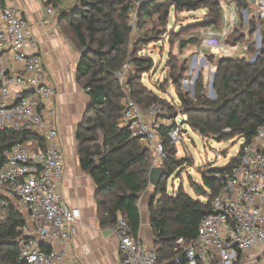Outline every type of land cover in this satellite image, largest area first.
<instances>
[{
    "label": "trees",
    "instance_id": "1",
    "mask_svg": "<svg viewBox=\"0 0 264 264\" xmlns=\"http://www.w3.org/2000/svg\"><path fill=\"white\" fill-rule=\"evenodd\" d=\"M60 2L62 0H55ZM247 6L244 0H237ZM79 7L70 14H64L65 32L82 53L78 81L90 97V106L77 133L78 153L82 169L88 173L97 186V199L101 212V225L115 226L122 217L128 224L131 235L138 239L140 195L150 185L149 175L154 166L153 155L139 140L131 137L127 128L121 127L125 111V99L130 97L143 110L154 104L172 111L171 102L164 101L148 90L142 80L154 68L150 57L132 56L130 45L134 26L131 11L137 4L138 26L143 28L147 20L157 18V22L167 28L173 17L184 13L206 11V19L201 26L219 29L224 22V12L219 0H78ZM152 32L159 33L156 28ZM233 34V33H232ZM229 35L232 46L246 41L242 28L235 35ZM161 35V33H160ZM261 53L254 64L246 58L223 59L217 64L214 80L216 100L206 97V87L202 75L195 85L193 98L182 92L184 79L182 70L176 73L172 66L171 80L175 86L179 108L185 117L184 124L204 138L218 141L239 138L250 143L257 129L264 124V31ZM147 43L146 39L133 43L136 53ZM197 40L183 42L182 47L196 45ZM249 47V46H248ZM250 46L248 53L251 54ZM213 60V58H212ZM129 64L123 85L116 72ZM0 84V90H1ZM176 119L177 113L172 115ZM168 126H163L162 137L167 138ZM36 140L46 146L44 135L32 132H19L12 128L0 129V170L5 164V155L18 143ZM167 159L163 164L166 178L181 169L186 163L178 159L174 147L167 143ZM238 156L222 168L202 172L203 184L197 185L199 196L194 198L180 187L168 193L165 178L155 188L162 198H152L151 226L156 236L160 264H176L175 260L184 249L177 245L184 239L189 245L198 235L200 223L211 214L212 201L224 186V177L238 163ZM26 225L24 217L9 206L7 217L0 220V264H24L19 261V228Z\"/></svg>",
    "mask_w": 264,
    "mask_h": 264
},
{
    "label": "built area",
    "instance_id": "2",
    "mask_svg": "<svg viewBox=\"0 0 264 264\" xmlns=\"http://www.w3.org/2000/svg\"><path fill=\"white\" fill-rule=\"evenodd\" d=\"M34 1L43 4L49 16L64 7L63 0ZM250 1L264 17V0ZM202 45L217 49L222 40L205 37ZM5 50H9L14 63L23 65L22 73L12 75L5 69ZM126 74L125 67L116 72L122 84ZM47 80L39 43L21 13L19 0H0V129L38 133L47 142L44 148L36 140L16 144L6 153L0 170V220L6 219L9 206L13 205L33 226L31 230L26 221L18 230L19 261L24 264H63L65 253L41 245L51 240L70 243L81 218L80 210L68 206L59 190L66 171L65 155L59 132L49 126L46 116L57 115L56 109H46L57 97L56 87L48 85ZM124 105L120 126L156 155L153 167L163 166L168 156L167 143L175 146L182 140L181 127L175 119L170 120L167 126L171 130L167 138L162 137L165 120L161 106L154 104L143 110L130 97ZM238 159L224 177V186L212 201L213 212L202 219L196 239L187 246L184 239L177 241L184 251L176 264H238L243 255L264 246V124L250 143L242 141ZM154 196L157 201L162 198L160 192ZM13 200L17 204H12ZM108 229L118 237L122 264H160L158 250L145 249L131 235L122 217Z\"/></svg>",
    "mask_w": 264,
    "mask_h": 264
},
{
    "label": "crops",
    "instance_id": "3",
    "mask_svg": "<svg viewBox=\"0 0 264 264\" xmlns=\"http://www.w3.org/2000/svg\"><path fill=\"white\" fill-rule=\"evenodd\" d=\"M244 1L248 7L237 0L222 1L223 27L219 31H216V28L203 27L202 40L205 37H217L223 41L238 27H241L243 33L247 35L246 33L250 31L247 27L251 23L248 21L249 13H251L249 9L255 5L250 0ZM62 4L64 7L61 12L49 16L43 4L34 0H19L21 13L33 27L39 43L41 59L48 73L47 84L57 89V97L46 106L47 111L52 108L56 109L57 115L51 117L47 113L46 116L49 126L56 128L59 132L60 147L65 155L66 171L59 190L65 203L81 212L77 233L70 243L51 240L42 245L46 249L65 253L63 264H122L123 255L117 235L101 225L95 181L82 169L80 163L77 133L90 106V97L78 81L81 52L65 32L66 21L62 20L64 14L68 15L79 7V2L78 0H63ZM238 45L239 43L236 46H225L230 51V57H225L215 49H207L202 43L200 46H190L197 60L193 70L199 71V76H204L206 81L213 72L217 71V64L222 59L249 58L248 44L243 51H239ZM209 53L213 57L214 65L209 62L210 59L207 57ZM3 62L5 69L12 75L22 73L24 70L22 64L12 61L9 50L3 52ZM157 167L163 166L159 164ZM154 195L155 188L149 185L140 195L138 203L141 224L137 240L148 251L156 249V236L151 226L150 212ZM12 204H17V202L13 200ZM25 219L30 229L33 230L32 223L27 217ZM238 264H264V246L256 247L243 255Z\"/></svg>",
    "mask_w": 264,
    "mask_h": 264
},
{
    "label": "rangeland",
    "instance_id": "4",
    "mask_svg": "<svg viewBox=\"0 0 264 264\" xmlns=\"http://www.w3.org/2000/svg\"><path fill=\"white\" fill-rule=\"evenodd\" d=\"M219 1L227 2V0ZM134 6V10L130 14L131 22L134 26L130 45L131 54L132 56L136 55L138 58L150 57L154 60V68L144 75L142 84L164 101L171 102L175 107L172 113L168 107L162 109V119L165 120V122L163 121L165 126L170 125V120L174 118L172 115L174 113L176 115L177 113L178 117L175 119V122L182 130L181 142L172 147L176 150V157L178 159H184L186 164L181 169H177L173 175L165 178L167 190L176 192L182 186L189 195L205 201V198L199 196L196 190L197 185L201 186L203 184L202 172L209 169L222 168L227 165L233 158L238 156L242 143V140L239 138L222 141L211 137L204 138L198 132L184 124L185 117L182 116L177 92L171 80V74L173 72L172 66L177 67L176 73L180 72L181 68L182 75L184 76L181 83L182 92L189 94L190 98L194 97L193 94H195L196 85L195 76L198 72L197 70H193L195 55L192 54V48L190 46L182 47V44L183 42L195 39L198 43L194 47L201 45L203 38V27H201V24L207 17L206 11L201 10L195 13H184L173 17L167 28L159 24L157 18L147 20L146 26L140 28L136 18L137 4L135 3ZM256 10L253 6L249 9L251 13H249L250 17L248 21L251 23L247 29L250 31L246 33L248 35H246V41H242L238 45L239 51H243L247 44L249 47H253L251 54L248 55L249 58H246L249 62L255 60L257 54L260 55L263 45L262 33L264 31V17L255 12ZM222 27L223 24L219 29L215 30L219 31ZM153 28H156L159 33L155 35L152 32ZM238 31L239 27L234 29L233 34L235 35V32L237 33ZM141 39H146L147 43L140 47V52L136 53L134 52L136 50L133 47V43ZM222 44L224 46L215 50L221 52L225 57H230V51L225 46H232V42H230L229 38H224ZM207 57L210 59L209 62L214 65L215 63L212 60L211 53ZM124 67L126 68L127 76L132 66L126 64ZM202 77L206 87V97L213 100L210 92L212 75L206 81L204 76ZM126 78L123 81V85L125 84ZM151 154L155 160L156 155L154 153Z\"/></svg>",
    "mask_w": 264,
    "mask_h": 264
},
{
    "label": "water",
    "instance_id": "5",
    "mask_svg": "<svg viewBox=\"0 0 264 264\" xmlns=\"http://www.w3.org/2000/svg\"><path fill=\"white\" fill-rule=\"evenodd\" d=\"M89 50H90V47H87V49H85L81 53V56L82 57H85V55L87 54V52ZM258 56L259 55L257 54L255 60H253L250 63L251 64H254L256 62ZM196 62H197V60L194 61L193 69L195 68ZM216 72L217 71H215V72L212 73V80H211V85H210L211 97L213 98L214 101L216 100V94L214 92V88L213 87H214V80H215ZM198 76H199V71L197 72V74L195 76V83H196V81L198 79ZM163 178H166V170H165V168H163V167H153L152 170H151V172H150V175H149L150 185L152 187L156 188L160 184V182L162 181ZM41 246H43V245H41Z\"/></svg>",
    "mask_w": 264,
    "mask_h": 264
}]
</instances>
